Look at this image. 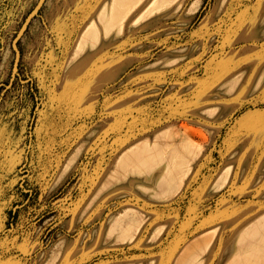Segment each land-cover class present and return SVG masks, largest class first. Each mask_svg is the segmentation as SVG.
<instances>
[{
    "label": "rangeland",
    "instance_id": "obj_1",
    "mask_svg": "<svg viewBox=\"0 0 264 264\" xmlns=\"http://www.w3.org/2000/svg\"><path fill=\"white\" fill-rule=\"evenodd\" d=\"M37 2L0 0V264H171L165 245L200 234L173 264H264V0H43L13 69ZM112 15L120 32L73 52ZM162 163L176 197L144 180ZM142 221L131 242L111 234Z\"/></svg>",
    "mask_w": 264,
    "mask_h": 264
},
{
    "label": "bare ground",
    "instance_id": "obj_2",
    "mask_svg": "<svg viewBox=\"0 0 264 264\" xmlns=\"http://www.w3.org/2000/svg\"><path fill=\"white\" fill-rule=\"evenodd\" d=\"M136 5H139L143 0H134ZM177 0H160V2L166 3L167 6L172 5L174 2H176ZM135 5V6H136ZM135 7L132 8V10ZM132 10L129 12L131 13ZM111 18H113V20L111 21L112 23H107V25L105 27H103L102 31H100V27L97 24H93L92 21L87 22V24L83 27V29L81 30L74 48H73V52H77L80 49H83V53L87 48H93L98 44V40L99 38L102 37H106L107 34L111 31V30H115L117 29L118 32L121 31L122 27L124 26V20L120 22L119 25L115 24L114 22H117L115 20V17L112 15ZM134 18L132 20V22H134ZM172 131V133L174 134V136H177L178 131L176 129H172L171 127H166L163 128L159 131H157L153 137H152V142L150 143V147H146L143 149H139L137 151V154L131 156L128 160L124 161L123 164L120 166V168L115 169V173L113 174L111 172L109 179H113L114 176L118 175V174H127L129 170L133 169L135 166H139L141 163H143V159H145L146 157H149L153 150H155L156 148H153L156 142L157 143H161L163 141H165L166 138H168V132ZM145 144H149L148 140L149 138H145ZM153 144V145H152ZM81 147L75 149L73 152H71L69 154V156L66 158V160L64 161V163L62 164L59 172L57 173L56 177L53 180V183L59 181L60 179H62L64 177V175L67 173V171L70 169V167L72 166V164L75 162V160L77 159L79 153H80ZM121 155H118V157L116 158L115 162L119 161ZM114 162V163H115ZM160 164L156 165L152 171L151 174H148L147 177H144V180L147 182V185L152 187L151 193L154 194L156 192H169L168 193V197H176L179 193L180 190L183 186V179H181L180 183L178 185H176V178L175 175L173 173H168L167 171V164L164 167V163L161 164V166H159ZM223 171V170H222ZM222 171H220V173L218 174L215 182L217 181V179L221 176ZM169 174V175H168ZM228 175H226L222 181V183L220 184L223 185L226 181H227V177ZM124 179V178H123ZM121 181H119V185L123 186V188H128L130 186V181H127L125 183H120ZM214 182V183H215ZM175 184V186H174ZM114 226L111 229V234L113 235H117L119 237V239L122 242H131L135 236L138 234V232L140 231L142 225H143V221L140 222L136 228H125L124 230H121V232L119 230L116 231V227H115V223L113 224ZM162 230H159L156 233H151L147 238L146 241H149L150 239H158L160 234H161ZM127 264H140L137 262H128Z\"/></svg>",
    "mask_w": 264,
    "mask_h": 264
},
{
    "label": "crops",
    "instance_id": "obj_3",
    "mask_svg": "<svg viewBox=\"0 0 264 264\" xmlns=\"http://www.w3.org/2000/svg\"><path fill=\"white\" fill-rule=\"evenodd\" d=\"M263 79H260V83H261V81H262ZM224 169V168H223ZM222 169V170H223ZM221 170V171H222ZM220 173V171L218 172V174ZM218 174L213 178V180H212V182L210 183V185H209V189H211V190H219V189H221L222 187H224L225 186V184L227 183V181L222 185V186H220V187H218V188H212L213 186V183L215 182V180H216V178H217V176H218ZM229 178V177H228ZM228 178H227V180H228ZM178 196V195H177ZM170 200H172V199H170ZM167 201H169V200H167ZM163 202H165V201H163ZM264 212H261L260 214H263ZM259 214V215H260ZM259 215H257L256 217H258ZM168 216H170V217H172L173 216V214H170V215H168ZM250 222H252V221H250ZM249 222V223H250ZM159 226H163V231L161 232V234H160V236H159V238L157 239V240H159V239H161L162 238V236L165 234V232H166V229H167V227H168V223H160L159 224ZM247 225H245L244 227H243V229L246 227ZM105 227H103V229H104ZM102 229V230H103ZM242 229V230H243ZM150 232V231H149ZM149 232H147V234L149 233ZM146 234V235H147ZM200 235H202V234H200ZM200 235H198V236H195V237H193L192 239H188L187 241H185V240H183V241H178L176 238L175 239H172V240H170L169 241V243H167V245H165V248L161 251V256H160V260L161 261H165V262H167V263H171V264H173L174 263V261H175V259L177 258V256L180 254V252L183 250V248L186 246V244H188L189 242H191L192 240H194L195 238H197V237H199ZM146 237V236H145ZM138 238V237H137ZM157 240H155L154 242H156ZM143 241L144 242H146L145 241V238H143ZM101 242H105V243H108V242H110L111 243V237L110 238H107V239H102L101 240ZM154 242H148V243H154ZM63 253H64V251L62 252V254L60 255V257H59V259L62 257V255H63ZM58 259V260H59ZM57 260V259H56ZM53 264H56V261L53 263Z\"/></svg>",
    "mask_w": 264,
    "mask_h": 264
},
{
    "label": "water",
    "instance_id": "obj_4",
    "mask_svg": "<svg viewBox=\"0 0 264 264\" xmlns=\"http://www.w3.org/2000/svg\"><path fill=\"white\" fill-rule=\"evenodd\" d=\"M43 2V0H38L36 6L33 8V10L27 15V17L25 18L23 24L21 25L19 31L17 32L16 36L14 37V39L12 40L11 46L13 48L14 51V61H13V69H16L18 61H19V50L17 47V40L19 39V37L22 35L24 29L26 28L29 20L31 19V17L36 14V12L38 11L41 3Z\"/></svg>",
    "mask_w": 264,
    "mask_h": 264
}]
</instances>
